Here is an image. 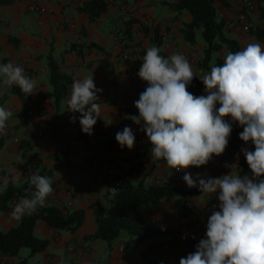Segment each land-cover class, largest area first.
Wrapping results in <instances>:
<instances>
[{"label": "crops", "instance_id": "crops-1", "mask_svg": "<svg viewBox=\"0 0 264 264\" xmlns=\"http://www.w3.org/2000/svg\"><path fill=\"white\" fill-rule=\"evenodd\" d=\"M30 1L14 0L8 5L0 4V63L11 61L21 65L25 75L38 82L35 92L28 96L17 86L0 91V105L13 113L6 131L0 134V138L5 140L0 148V182L5 178L12 182L13 176L18 175L20 180L14 184L22 185L28 174L46 166L53 171L54 191L45 204L84 210L86 218L76 233L50 229L39 221L35 236L48 240V249L30 258L29 255L0 257V264L2 260L7 264H17L26 258L30 264H147L141 254L149 246L155 248L153 259L158 264H180V259L194 252L204 238L207 219L216 208L209 216L206 210L219 203L215 194L202 193L192 198L193 209L189 212L183 211L175 200L163 199L157 204L143 205L141 212L145 223L171 232L168 236L141 243L132 237L133 247L122 241L110 247L106 241H93L89 237L97 231L93 206L102 205L110 209L113 199L106 192L108 180H100L99 163H112L119 174L131 175L132 184L143 183L147 188L165 184L186 190L196 188L186 184L183 179L185 172H190L193 179H197V174L204 178L220 177L232 170L240 175L244 171V175L251 177L250 167L244 168L246 157L241 152L242 147L251 149V144H246L240 137L236 146L228 145L225 152L205 168L197 170L190 166L173 170L165 161L151 159L147 134L131 119L133 115H139L134 102L145 90L147 82L137 75V69L127 66L114 51L118 33L131 23L130 39L142 50L137 61L143 62L146 50L152 46L159 47L168 56L196 52L201 60L205 47L202 31L197 32L196 44L191 45L185 40L182 27L191 17L171 8L178 0L115 1L96 21H90L89 15L81 11L82 6L91 0H50L45 4L43 14L30 13ZM254 2L256 7L248 18L250 30H264V0ZM215 6L219 19L226 24H236L231 28L227 26L226 35L236 40L241 49L250 42L264 45L237 23L239 14L245 11L243 0H215ZM163 22L169 25V41L166 43L161 41L159 29ZM155 32L161 45H158V40V43L154 42ZM80 40L81 45L78 44ZM76 46H81L82 51H76ZM229 51L227 47L223 48L210 66L222 64ZM51 54L61 70L72 75L73 80L93 76L97 88L102 90L98 92L102 117L97 120L91 135L82 131L79 119L75 122L70 119L73 113L66 111L67 98L57 106L54 98L46 97L52 91L47 60ZM193 71L197 75L193 78L194 89L199 90L197 96L206 95L205 85L199 76L209 72L210 68L204 70L198 65ZM26 109L29 110V119L22 125L25 118L20 113ZM75 115L80 116L79 113ZM227 119L232 125L239 124L231 121L230 117ZM125 126H130L136 136L131 150L121 148L116 140V133ZM6 138L10 142L7 143ZM204 171H208L207 176ZM12 211L13 207L0 213V232H8L19 224L20 219H14ZM83 241L89 243L88 248H83ZM159 246L169 249L159 250Z\"/></svg>", "mask_w": 264, "mask_h": 264}, {"label": "clouds", "instance_id": "clouds-1", "mask_svg": "<svg viewBox=\"0 0 264 264\" xmlns=\"http://www.w3.org/2000/svg\"><path fill=\"white\" fill-rule=\"evenodd\" d=\"M160 52L152 46L143 56L137 75L147 86L134 102L139 115L131 117L146 132L153 161L163 160L173 170L207 165L228 146L232 133L229 117L243 127L240 139L254 145V150L241 148L251 177L232 170L220 177L197 174L193 179L185 172L183 179L189 187L215 194L219 203L207 219L204 238L180 264H264V45L250 42L241 50L229 51L222 64H212L209 72L199 76L207 93L200 96L188 91L196 73L187 57L174 53L166 58ZM37 83L25 75L21 65L0 63V91L17 86L28 96ZM100 91L93 76H87L73 81L67 98L66 111L73 113L70 119H79L82 131L89 135L102 117ZM12 115L0 105V134ZM116 140L121 148L131 150L136 136L125 126L116 133ZM19 180L18 175L12 178L13 183ZM29 183L34 191L13 206L14 219L38 211L54 191L52 178L38 170L31 173ZM8 184L7 178L0 182V193Z\"/></svg>", "mask_w": 264, "mask_h": 264}, {"label": "trees", "instance_id": "trees-1", "mask_svg": "<svg viewBox=\"0 0 264 264\" xmlns=\"http://www.w3.org/2000/svg\"><path fill=\"white\" fill-rule=\"evenodd\" d=\"M13 2L14 0H0V4L3 5ZM109 4V0H91L82 6L81 11L89 15L90 21H96L107 11ZM171 8L178 13H188L191 17V20L185 22L182 27L185 40L188 43L191 45L196 44L197 32L199 30L202 31L205 47L203 58L198 64L200 68L208 70L215 55L225 47L232 52L241 50V46L236 40L227 37V25L224 20L218 17L215 0H178L171 5ZM262 19H264V10H262ZM250 33L259 41L264 42V30H250ZM118 35L130 39L132 36L131 23L127 24L125 30L119 32ZM157 40L160 42L158 33L155 32L154 42L158 43ZM158 45H161V42ZM76 50L81 52V46H76ZM160 55L166 58L169 57L162 52H160ZM47 60L52 91L47 93L46 97L54 98L58 106L61 101L70 95L74 80L72 75L66 74L61 70L59 63L52 54ZM125 64L139 70L142 62L135 61L130 63L126 61ZM192 93L197 96L199 90L193 89ZM28 111L26 109L20 113L25 118L22 125H25L29 119ZM242 131L243 127L239 124L232 125V133L229 137L228 145L236 146V142L240 137L239 134ZM80 137L79 135L78 138ZM4 143L5 140L0 138V148L4 146ZM251 149L254 150V145H251ZM35 157L40 161L38 156ZM215 158L216 156L214 155L209 163ZM207 165L194 167L198 170L207 167ZM243 165L245 169L249 166L247 161H244ZM39 173L51 178L53 177V171L46 166H43ZM30 175H27L22 185L9 182L6 191L0 193V213L10 210L13 204L21 198L31 196L34 188L29 183ZM243 175L244 171L241 176ZM201 194L198 187L186 190L181 187L165 184L160 187L147 188L143 183L136 185L129 183L120 194L113 197L110 209H105L102 205L93 206L97 231L89 239L93 241H106L112 247L122 232L130 234L138 243L168 236L171 232L162 231L145 223L141 207L146 204H157L163 199H168L175 200L183 208L192 198ZM85 218L86 213L84 210H73L71 208H61L45 204L32 215H25L20 219L19 224L8 232H0V257L19 256L21 250L24 248L30 250L29 258L46 251L50 246V242L38 239L35 236V228L39 221H43L50 229L76 233L83 226ZM154 254L155 248L149 246L146 251L142 252L141 257L147 264H158L153 259ZM29 258L17 264H30ZM2 261L5 262V260Z\"/></svg>", "mask_w": 264, "mask_h": 264}, {"label": "built area", "instance_id": "built-area-1", "mask_svg": "<svg viewBox=\"0 0 264 264\" xmlns=\"http://www.w3.org/2000/svg\"><path fill=\"white\" fill-rule=\"evenodd\" d=\"M50 0H31L28 4V11L30 13L35 14H43L45 12V4L49 2ZM117 0H109L110 3H114ZM245 11L240 13L238 16V24H242L243 29L246 32L250 31V25H249V14L254 11L256 4L254 0H243ZM228 27H234L236 24L234 22H230L226 24ZM72 27H75L72 25ZM168 23L163 22L160 26V35H161V41L162 42H168L169 41V31H168ZM115 43H114V51L118 53L123 61H127L130 63H133L137 61L139 56L142 55V50L140 47L136 45L131 39L124 38L122 36H116L115 37ZM78 44H82V40L79 41ZM77 51V50H76ZM196 52H193L191 54L185 55L189 62L192 65V68L198 66L199 59L197 58ZM26 68V67H25ZM195 88V82L192 81L191 85L188 86V91L192 93V90ZM100 171V180L103 181L105 179L108 180V184L106 185V192L108 195L114 197L120 194V192L132 181V177L130 174H119L116 167L110 163V162H102L97 164ZM216 208V206H211L206 210V215H210L211 212ZM193 209V206L191 202L189 201L184 207L183 211H191ZM83 248H88L89 243L87 241L82 242ZM159 250L167 251L169 248L167 246H159ZM2 264H6L4 261H2Z\"/></svg>", "mask_w": 264, "mask_h": 264}, {"label": "rangeland", "instance_id": "rangeland-1", "mask_svg": "<svg viewBox=\"0 0 264 264\" xmlns=\"http://www.w3.org/2000/svg\"><path fill=\"white\" fill-rule=\"evenodd\" d=\"M199 35H200V32H199ZM202 38V37H201ZM202 40H203V38H202ZM204 42V41H203ZM199 61H200V59H199ZM6 142L8 143V142H10V139H7L6 138ZM205 176H207V174H208V171H204V173H203ZM203 177V176H202ZM204 178V177H203ZM131 239H132V236L130 235V234H128L127 232H122L121 233V235H120V237L118 238V240L116 241V242H124L126 245H130V247H133V244H132V242H131ZM115 242V243H116ZM28 255H30V250L28 249V248H24V249H22L21 250V252H20V255L18 256V258L20 257V256H28Z\"/></svg>", "mask_w": 264, "mask_h": 264}]
</instances>
